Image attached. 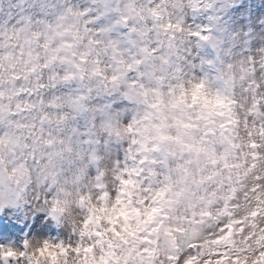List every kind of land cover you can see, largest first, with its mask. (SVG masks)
Returning a JSON list of instances; mask_svg holds the SVG:
<instances>
[{
    "label": "clouds",
    "instance_id": "clouds-1",
    "mask_svg": "<svg viewBox=\"0 0 264 264\" xmlns=\"http://www.w3.org/2000/svg\"><path fill=\"white\" fill-rule=\"evenodd\" d=\"M0 264H264V0H0Z\"/></svg>",
    "mask_w": 264,
    "mask_h": 264
}]
</instances>
